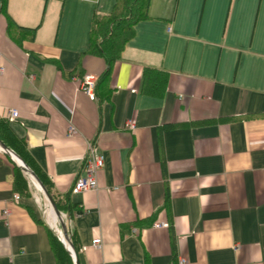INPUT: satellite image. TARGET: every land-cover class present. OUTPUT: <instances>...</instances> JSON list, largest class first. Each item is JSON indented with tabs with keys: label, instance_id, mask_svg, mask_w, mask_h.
Here are the masks:
<instances>
[{
	"label": "crops",
	"instance_id": "0c3cea01",
	"mask_svg": "<svg viewBox=\"0 0 264 264\" xmlns=\"http://www.w3.org/2000/svg\"><path fill=\"white\" fill-rule=\"evenodd\" d=\"M116 1L8 0L10 17L36 28L21 44L0 11V121L12 151L0 145V264H58L54 229L16 151L59 200L79 204L71 216L59 211L80 264H264V30L238 52L246 46L226 42L236 34L231 10L222 31L205 3L198 20L183 21L166 8L153 14L151 1L106 82V60L85 52L94 14H110ZM259 7L258 25L264 0ZM146 67L169 74L162 97L144 93ZM86 73L98 77L95 101L81 86ZM90 144L105 156L98 189L72 194Z\"/></svg>",
	"mask_w": 264,
	"mask_h": 264
},
{
	"label": "trees",
	"instance_id": "16d2710c",
	"mask_svg": "<svg viewBox=\"0 0 264 264\" xmlns=\"http://www.w3.org/2000/svg\"><path fill=\"white\" fill-rule=\"evenodd\" d=\"M8 0H0V11L6 15L8 25L7 33L18 44L26 40H33L36 34V28H27L18 25L8 14ZM151 0H117L110 14H94L92 19V28L89 35V46L86 54L101 56L106 60L107 69L100 77L101 81H109L110 74L116 62L120 61L122 54L128 42L136 35V25L150 18ZM144 93L162 97L166 90V84L169 74L166 71L146 67L143 72ZM0 140L7 145L2 136H10L11 132L5 121H0ZM16 154L32 170L48 193L52 196L58 210L66 212L71 216L74 212H81L79 204L71 202L69 196L60 199L52 192V182L42 175L37 169L29 165L27 158L16 151ZM15 185L20 192L27 190V180L24 178L20 169H16ZM40 223L41 221L38 220ZM42 223V222H41ZM51 232V242L58 264H74V257L66 249L58 236ZM72 240V239H71ZM74 248L78 251L75 241Z\"/></svg>",
	"mask_w": 264,
	"mask_h": 264
},
{
	"label": "rangeland",
	"instance_id": "374dc122",
	"mask_svg": "<svg viewBox=\"0 0 264 264\" xmlns=\"http://www.w3.org/2000/svg\"><path fill=\"white\" fill-rule=\"evenodd\" d=\"M153 2V14H160L163 16L165 8L167 10L176 11L175 14L178 15L179 19L186 21L192 14H194L195 20L200 18L201 10L203 3H205V16L210 18H215L220 14L221 16V27L222 31L225 28V20L226 17L228 19L229 12L231 10L232 19L230 21V33H236L235 35L226 36V42L228 45L230 44H238L241 47L246 46L245 50L239 49L242 52H249L247 48H249V44L254 42L257 44L259 42L258 36L256 38V30L258 27L257 35L260 37V32L264 30V15L259 21V0H151ZM48 2L52 5L59 6L61 0H48ZM232 5V8H231ZM72 6L70 5V1L67 2L66 7H64V14L71 15ZM264 10V9H263ZM228 12V15H227ZM264 13V11H263ZM212 22V21H211ZM218 40L222 39V32L215 36ZM192 42H190L191 44ZM189 44V45H190ZM202 47V44L196 42L195 48L199 49ZM206 48H210V46H206ZM227 49H230L228 46ZM229 51V50H227ZM237 52V55H238ZM200 57V52L195 54V59L197 60ZM28 179V184L31 189L32 196L36 203H38L39 208L41 209V213H43L46 217V212L48 209L47 199L45 194L40 193L36 190L31 178L29 175H26ZM40 199V201H39ZM57 236L58 233L55 230H52Z\"/></svg>",
	"mask_w": 264,
	"mask_h": 264
},
{
	"label": "built area",
	"instance_id": "2783aa9c",
	"mask_svg": "<svg viewBox=\"0 0 264 264\" xmlns=\"http://www.w3.org/2000/svg\"><path fill=\"white\" fill-rule=\"evenodd\" d=\"M81 86L84 91L87 93L89 98L93 101L97 100L98 97L96 95V87L98 84V77L94 74L86 73L80 78ZM10 115L12 118L18 117L17 110H11ZM129 127L131 129L135 128L134 124H130ZM76 133V130L72 127L70 129V134ZM105 164V156L103 153H100L97 147L94 144L89 145L88 153L85 159L84 166L82 168L81 173L76 178L74 186L72 187V194H79L84 191L98 189V173L103 168ZM20 196L18 194L14 195V199L16 201L20 200ZM5 215H8V211H5ZM164 223H156L155 227H165ZM93 246L96 248H100L103 244L101 238H95L93 241Z\"/></svg>",
	"mask_w": 264,
	"mask_h": 264
},
{
	"label": "water",
	"instance_id": "95a60500",
	"mask_svg": "<svg viewBox=\"0 0 264 264\" xmlns=\"http://www.w3.org/2000/svg\"><path fill=\"white\" fill-rule=\"evenodd\" d=\"M0 145L3 147L4 150L8 151V152H12L8 149V147L2 143L0 141ZM14 155V153H12ZM19 160L20 162L22 163L21 164V167L22 169L26 172V173H29L30 175H32L38 182L39 184L41 185V187L43 188L44 190V193L45 195L47 196L50 204L52 205V207L54 208L55 212L57 213V215L60 217L61 219V225H62V230H63V233H64V245L66 246V248L68 249V251L73 255L74 259H75V264H80V261L78 259V256H77V253L74 249V246L73 244L71 243L70 239H69V235H68V231H67V227H66V224L65 222L63 221V219L61 218V213L60 211L57 209L56 205H55V202L52 198V196L48 193V191L46 190V188L43 186V184L40 182V180L38 179V177L36 176V174L29 170L28 167L24 164V162L17 156L15 155Z\"/></svg>",
	"mask_w": 264,
	"mask_h": 264
},
{
	"label": "bare ground",
	"instance_id": "6f19581e",
	"mask_svg": "<svg viewBox=\"0 0 264 264\" xmlns=\"http://www.w3.org/2000/svg\"><path fill=\"white\" fill-rule=\"evenodd\" d=\"M16 160H18L20 162V160L18 158H16ZM20 164H22L20 162ZM31 180L36 188V190L40 193H44V190L43 188L41 187V185L39 184V182L31 175ZM46 197V195H45ZM47 199V203H48V209H47V219H48V223L53 227V229L58 233V235L64 239V233H63V230L60 228L59 226V220H60V217L57 215V213L55 212L54 208L52 207V205L50 204L48 198L46 197ZM40 201V199H39Z\"/></svg>",
	"mask_w": 264,
	"mask_h": 264
}]
</instances>
